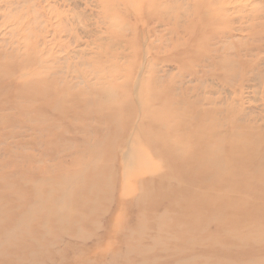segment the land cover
<instances>
[{
  "label": "rangeland",
  "instance_id": "rangeland-1",
  "mask_svg": "<svg viewBox=\"0 0 264 264\" xmlns=\"http://www.w3.org/2000/svg\"><path fill=\"white\" fill-rule=\"evenodd\" d=\"M200 5L0 0V264H264V0Z\"/></svg>",
  "mask_w": 264,
  "mask_h": 264
},
{
  "label": "bare ground",
  "instance_id": "bare-ground-1",
  "mask_svg": "<svg viewBox=\"0 0 264 264\" xmlns=\"http://www.w3.org/2000/svg\"><path fill=\"white\" fill-rule=\"evenodd\" d=\"M195 2L197 1V0H194ZM231 2V1H230ZM200 3H201V5H200V11H201V13H204L206 16H204V17H201V19L202 20H204V19H208V23L209 24H212L213 23V19L214 18H217L218 17V15L216 14V13H214L213 12V14H212V11L211 10H208V11H206L205 10V8L211 3L212 5H216V4H218L219 3V0H200ZM208 5H207V4ZM228 6V5H227ZM225 7V6H224ZM258 9H261L262 11H264V7H259ZM215 14H216V16H215ZM258 16H261V17H264V13H261V14H257ZM217 20H218V18H217ZM210 32H212V31H210ZM211 34V33H210ZM201 37V36H200ZM198 43H199V46L202 48V49H204L205 47L203 46V44H201V42H200V38H199V40H198ZM181 44H177L176 46L177 47H172V49H184V50H188V51H194V50H192L190 47H188L187 45H184V46H180ZM178 46H180V47H178ZM200 49V48H199ZM240 68V67H239ZM5 76V75H4ZM2 77V76H1ZM4 79V78H3ZM1 82V81H0ZM15 83V82H14ZM22 88H23V86H22ZM17 89H21V87H19V88H17ZM22 90V89H21ZM17 91V90H16ZM18 92V91H17ZM19 93H21V94H23V91L22 92H20L19 91ZM19 93H16V96L19 98ZM9 95V94H8ZM6 96V95H5ZM20 97H21V95H20ZM5 98V97H4ZM56 99H58V98H56ZM4 101V100H3ZM6 102V101H5ZM20 102V101H19ZM9 103V102H8ZM11 104V103H10ZM9 104V105H10ZM17 104V103H16ZM11 107V106H10ZM12 107H14V106H12ZM16 107V106H15ZM14 107V108H15ZM17 108V107H16ZM18 109H19V107H18ZM60 106H56L55 107V111L57 112V114L58 113H60ZM164 111V110H163ZM205 131V133H206V137H208L209 139H212L213 137H214V135H212L211 133H209L208 132V129H205L204 130ZM40 132H42V131H40ZM234 140V139H233ZM218 148V147H217ZM258 153V149H253V152L251 153L252 155L251 156H253V157H260L261 155H262V153L260 152V154H258V155H254V154H257ZM222 162H223V160H222ZM258 173H259V175H260V177H263L264 178V166H258ZM219 179H217V181H218ZM264 182V181H263ZM235 196H237V195H235ZM240 203H236L235 205L236 206H238ZM224 209V208H223ZM222 209V210H223ZM227 211V210H226Z\"/></svg>",
  "mask_w": 264,
  "mask_h": 264
}]
</instances>
